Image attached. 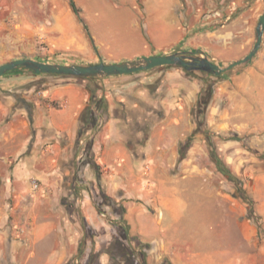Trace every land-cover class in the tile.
I'll use <instances>...</instances> for the list:
<instances>
[{"label":"rangeland","instance_id":"374dc122","mask_svg":"<svg viewBox=\"0 0 264 264\" xmlns=\"http://www.w3.org/2000/svg\"><path fill=\"white\" fill-rule=\"evenodd\" d=\"M72 1L77 13L69 0H0V65L16 59L70 63L63 65H75L71 63L77 59L85 64L76 65L97 64L103 61L93 39L105 57L103 63L133 61L142 57L138 38L149 50L164 49L178 39L177 27L183 25L189 30L186 53L206 56L223 68L247 55H237L232 47V21L246 12L255 14L257 23L264 12V0H134V4L131 0ZM73 23L80 24L85 34L87 26L93 37L94 61L81 60L71 52H50L46 29L59 24L70 31ZM253 60L222 77L201 82L199 95L183 107L171 101L175 110L157 107L151 115L158 130H171L173 119L188 117V126L183 125L182 133L172 138L169 148L177 152L171 173L189 189L187 204L183 217L167 229L171 231L166 238L182 244L189 256L232 250L236 264H246L248 259H252L251 264H264V90L256 89L259 78L250 73ZM30 76L38 75L20 69L10 71L0 77V85ZM4 125L2 118L0 196L10 176L9 165L2 157L14 163L12 153L27 137L4 136ZM28 137L31 144L35 142L31 130ZM91 143L84 142L81 156L68 164L61 176L49 177L44 184L40 181L42 186L35 190L33 199L30 191L17 190L21 197L12 196L7 204L3 201L0 206L11 214L7 219L0 218V230H37L50 223L64 232L70 252L76 248L69 264H82L86 251L92 258L108 253L111 256L104 257L102 264H117V247L132 256L137 254L132 262L141 264L143 247L125 231L124 200L107 195L98 183L101 172L91 163ZM184 146L188 148L182 151ZM146 166L148 162L143 163V168ZM224 168L235 181L218 171ZM58 180L61 182L56 184ZM138 203L148 216H154L148 203Z\"/></svg>","mask_w":264,"mask_h":264},{"label":"crops","instance_id":"0c3cea01","mask_svg":"<svg viewBox=\"0 0 264 264\" xmlns=\"http://www.w3.org/2000/svg\"><path fill=\"white\" fill-rule=\"evenodd\" d=\"M131 2L134 4V0ZM254 17L255 14L245 12L232 21V47L237 55H246L252 50L258 24ZM177 31H180L178 39L164 49L153 47L149 50L138 38L142 45L139 49L142 57L138 59L189 51L186 42L188 26H179ZM51 33L59 35L51 36ZM45 38L52 53L71 52L81 60L94 61L93 45L80 24L73 23L70 31L52 24L46 29ZM93 43L95 51L105 62L94 39ZM57 63L70 64L64 60ZM71 64L85 63L76 59ZM158 69L88 80L30 76L0 85V119L3 118L5 123L1 134L27 136L12 153L14 163L2 157L9 165L10 176L4 184L6 190L0 196V204L3 201L7 204L12 196L21 197L16 194L17 190L30 191L33 199L35 190L42 186L39 182L48 183L49 177L61 176L69 168L68 164H73L81 156L84 142L92 140L89 156L94 168L101 172L98 183L107 195L124 200L122 219L128 226L125 231L143 247L141 264H147L149 260L150 264H236L232 250L203 255L196 252L189 256L182 244L166 238L171 231L167 229L183 217L187 204L189 189L184 181L171 173L172 160L177 152L169 148L172 147V138L182 133L183 125L188 126V117L173 119L170 122L173 130L169 131L165 128L158 130L156 123L151 122V115L157 107H173L175 110V105L183 107L195 100L202 81L198 76L190 78L180 68ZM250 73L259 78L256 89L264 90L261 87L264 84V34ZM93 91L96 96L91 103ZM100 102L105 109L104 118L86 128L80 138L84 109L92 107L98 117ZM30 130L35 138L32 144L28 137ZM167 155L169 158L165 160ZM144 162L149 163L148 170L143 168ZM33 181L37 184L36 189ZM139 201L148 203L154 216H148ZM10 214L7 208L0 206L2 220ZM248 241L251 246V237ZM75 251L76 248L70 252L64 232L50 223H44L37 230H0V264H69ZM125 253L116 258L117 264H135L132 261L136 256ZM109 256L108 253H97L96 258H92L86 251L82 264H102L104 257ZM245 263L251 264L252 259Z\"/></svg>","mask_w":264,"mask_h":264},{"label":"water","instance_id":"95a60500","mask_svg":"<svg viewBox=\"0 0 264 264\" xmlns=\"http://www.w3.org/2000/svg\"><path fill=\"white\" fill-rule=\"evenodd\" d=\"M256 39L252 50L243 58L229 64L226 67H219L206 56H195L186 52L153 55L133 61L105 64L103 62L92 65H63L43 63L31 59H16L0 65V77L18 68L31 71L34 75L58 76L72 80H83L99 77H112L130 75L142 71H149L167 66L178 67L185 72H203L205 74L219 77L221 74L234 67L250 61L259 51L264 32V12L259 18L256 26Z\"/></svg>","mask_w":264,"mask_h":264},{"label":"trees","instance_id":"16d2710c","mask_svg":"<svg viewBox=\"0 0 264 264\" xmlns=\"http://www.w3.org/2000/svg\"><path fill=\"white\" fill-rule=\"evenodd\" d=\"M69 2H70V6H71L72 10L75 13H77V9L75 7L74 2L72 0H69ZM84 28L86 30V33H87L89 39L92 41V38H91V35L89 33V30H88L87 26L84 25ZM170 67H173V66H167V67H162V68H170ZM175 68H178V67H175ZM18 69H20L22 71H27V72H29V73H31L33 75V73L31 71L25 70L23 68H18ZM186 73L188 75L198 76L202 82H206V80L209 79V78H215L214 76L205 74L203 72H197L196 71V72H186ZM223 75H224V73L221 74L219 77H222ZM38 76H48V75H38ZM54 77H58V76H54ZM66 79H68V78H66ZM91 79H93V78H91ZM83 80H88V79H83ZM95 96H96V93H95V91H93L92 94H91V100H92L91 103L94 102ZM98 112H100V115L98 117H96L95 116V112L93 111V108L92 107L88 106L87 108L84 109V111L82 113V119H84L83 120L84 122H83V126L80 128V131H79V137L80 138L83 136L86 128L90 127V125H92L93 123L97 122V120L104 118L105 109L103 108V103L102 102H100L98 104ZM187 148H188V146H184V148L182 149V151L184 149H187ZM263 159H264V156H263ZM217 163H218V167H220L221 166V163L219 161H217ZM218 171L220 173H222L223 175H225L230 181H235V179H236L235 176L233 174H231L226 168H224V170L223 169H218ZM134 241H136V240H134ZM133 255L135 257V254H133ZM136 258H137V256H136Z\"/></svg>","mask_w":264,"mask_h":264},{"label":"flooded vegetation","instance_id":"af4514ba","mask_svg":"<svg viewBox=\"0 0 264 264\" xmlns=\"http://www.w3.org/2000/svg\"><path fill=\"white\" fill-rule=\"evenodd\" d=\"M202 93V92H201ZM200 95H202V94H200ZM201 98H202V96H200ZM117 249L119 250V257H121L122 255H123V250H121V249H119L118 247H117Z\"/></svg>","mask_w":264,"mask_h":264},{"label":"built area","instance_id":"2783aa9c","mask_svg":"<svg viewBox=\"0 0 264 264\" xmlns=\"http://www.w3.org/2000/svg\"><path fill=\"white\" fill-rule=\"evenodd\" d=\"M145 169H146V170H148V169H149V168H148V166H146V167H145ZM33 187H34V189H36V188H37V184H36V182H35V181H33Z\"/></svg>","mask_w":264,"mask_h":264}]
</instances>
